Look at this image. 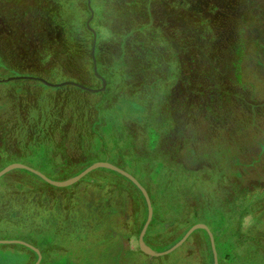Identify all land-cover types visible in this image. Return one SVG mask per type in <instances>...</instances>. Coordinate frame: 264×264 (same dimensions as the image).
I'll use <instances>...</instances> for the list:
<instances>
[{"label": "rangeland", "instance_id": "374dc122", "mask_svg": "<svg viewBox=\"0 0 264 264\" xmlns=\"http://www.w3.org/2000/svg\"><path fill=\"white\" fill-rule=\"evenodd\" d=\"M83 4V0H0V136L4 134L6 141L0 144V170L11 163L25 164L22 161L4 164L3 159L22 156L32 149L26 145L31 143L34 136L32 132L34 127L27 124L36 115V109L33 107L61 95L79 96L85 104L93 103L99 99L98 94L95 93L104 91L106 88L112 101L119 97L118 86L107 85L104 77L105 87L98 91H88L75 85L65 84L86 91L72 90V94L67 91L59 93L60 90L57 88L65 85L52 87L34 79L2 80L17 75H29L43 78L51 83L71 81L90 88H100L102 81L99 84L87 77H81L80 72L87 69L84 57L86 49L79 54V59L73 57L80 52L77 46L64 47L58 51V56H55L53 51L55 36H59L60 39L64 30L63 27L62 29L60 26H58L59 29L55 27L54 8L56 10L61 8L66 19L72 18L75 13L80 20H85L87 14L83 11ZM133 5L137 8H134L132 14L120 10L118 15L117 10H114L121 6L130 9ZM101 6H103V0H88V7L92 8V11L98 10ZM106 7L112 14L108 18L112 27H118L117 25L123 20L130 25L131 17L132 21L139 16H143V20H147L148 16L149 20L154 17L153 22H159L160 19L163 32L169 40L174 41L175 47L166 50L165 55H162L163 65L165 61L170 65L167 70L164 67L165 73L161 74L162 84L157 89L160 95L158 98L161 97L160 110L153 109L156 100L151 99L150 95L154 92L148 87L146 96L139 94L138 98H144L142 100L146 107L144 114L151 122V126L156 125L155 116L158 114L160 121L158 129L161 135L159 146L163 151H170L175 147L179 149L181 159H183V152L187 149L195 153L193 156L195 160L191 162L189 160L191 156L185 157L189 162L182 165V168L185 165L195 167L194 169L201 173L211 168L226 170L230 175L231 172L241 173L240 188L242 191L246 190L249 204L257 209L238 219L237 208L236 214L230 217L233 222L229 225L234 229L237 228L238 235L242 234L244 230L254 225L256 214L264 209V0H113V3L106 0ZM106 14L104 13L103 16ZM92 17L93 14H90L89 19L86 20L88 25ZM101 18L102 14L97 12L96 20H94L96 27ZM102 22L100 21V24ZM66 29L68 35L76 32L70 23L66 25ZM43 42H47L46 48ZM40 53L44 55L41 62H39ZM92 53L93 50H91ZM125 59L128 63L123 67L127 76L124 79L126 87L123 94L131 95L136 99L137 94L133 93L131 86L138 80L139 67L134 66L127 57ZM94 64L96 67L95 60H93V67ZM104 66H107L106 63ZM172 71L173 75L170 74ZM63 72L66 74L61 75ZM140 100L136 101L141 102ZM27 114L30 116H27L28 119L25 118ZM25 119L27 121H24ZM125 125L128 131L133 133H129V139L131 137L137 139L132 141L130 153L127 150L128 158L133 151L132 145H135L138 151H142L141 140L145 131H142L140 125L132 120L125 121ZM90 139L92 138H87L88 141ZM93 140L96 143L97 139L93 138ZM126 144L127 142L116 141L115 146L118 145L119 149H122ZM31 165L35 166L33 163ZM144 168L148 169V165ZM16 169L23 168L14 167L0 176L1 193L7 186L5 184L11 183L9 177L17 174L13 172L6 179L2 177ZM99 169L108 168L96 167L87 173L94 171L90 176L84 178L87 175L85 174L77 181L64 186L49 184L41 178L55 188L42 189L44 196L40 195L38 203L28 202V198L24 200L17 198L10 207L11 210H16L15 216L10 220L0 221V232L18 228L22 232L37 233L36 224L47 220L46 215L51 214L50 219L60 227L57 230L63 232L61 237L65 235L64 232L70 233L77 229L73 232L75 233L74 241L82 249L87 248L89 255H99L98 257L103 260L101 263L213 264L211 248H209L211 256L207 258L200 233L194 235L185 246L182 247L187 239L165 255L150 256L140 250L138 246L140 230L136 235L130 234L133 228L132 219L142 214L136 206V197L134 198L130 191L116 198L112 193L109 194L113 197L104 195L110 192L106 186L102 190H97L93 186L95 179L105 177L108 183L110 178L108 173ZM234 176L239 174L236 173ZM47 177L56 181L69 178ZM136 180L139 182L137 178ZM159 187H162L161 181L155 185L156 190ZM150 188L153 187L150 186ZM190 188L193 195L200 200L204 199L202 195H206L207 192L214 193L213 185L209 181H197ZM126 189L130 190L128 186ZM148 197L151 203L149 194ZM56 201H58L57 204ZM188 203L186 198L179 199L177 205L180 213L175 215H172L171 202L165 200L161 204L155 203L154 206L151 203L152 216L154 214L156 222L151 226L152 232L149 239L156 241L157 245L173 241L170 246L179 240L188 229L184 230V227L189 222L185 221L181 224L184 214L187 215L190 212V208L189 211L185 208V204ZM102 205H110L106 208L108 216H104ZM2 215L4 210H0V218ZM175 219L177 220L174 222H180L169 224ZM100 220L104 221L102 226L99 225ZM162 227L164 229H161ZM65 228L68 231H65ZM161 230H164L163 234H160ZM55 245L56 250L50 251L47 247L43 250L37 247L41 253L38 264H48L47 261L54 257L55 252L57 257L64 254L65 249H62L64 246L60 243ZM146 245L148 246L147 243ZM15 249V247H6L0 250L8 254L9 264L35 262L37 255L33 250L34 254L25 249ZM190 251L194 253L193 259L184 260L185 254ZM223 260V264H230L228 258ZM231 264H236L233 259Z\"/></svg>", "mask_w": 264, "mask_h": 264}, {"label": "trees", "instance_id": "16d2710c", "mask_svg": "<svg viewBox=\"0 0 264 264\" xmlns=\"http://www.w3.org/2000/svg\"><path fill=\"white\" fill-rule=\"evenodd\" d=\"M83 1V11L87 14L85 20H80L75 13L72 18L66 19V15L64 16V12L61 8H58V10L54 8L55 12H53V15L55 17V27L59 29L58 26H60V28L62 29L63 27L64 30L63 36L60 39L59 36H55L53 51H55V56H58V51H61L64 47L69 48L71 46H77L80 52L73 57L79 59V54L82 53L83 49H86L84 57L87 69L80 72L81 77H87V79L93 82L101 83V79L96 76L93 71V60H95L97 73L106 79L107 85L111 84L112 86H118L117 95L119 97H117L115 101H112L108 93V88H106L104 91L95 93L98 94L99 99L89 104H85L79 96L71 97L68 95L56 96L52 100L38 104L33 107L36 109V115L32 118L34 120L31 119L27 122L30 127H34L32 131L34 133L33 139L31 143L26 145L32 147V149L22 154V156L10 159L4 158V164L22 161L51 178L65 179L78 173L96 160H107L135 176L146 188L153 206L155 203L161 204V202H165V200L171 202L172 205L170 206L173 209L172 215H175L180 213L177 201L186 198L189 203L185 204V208L188 211L190 208V212L186 210L188 213L187 215L184 214L181 224L185 223V221L189 222L184 227V230L195 222H203L209 227L213 233L219 264L224 263V258H228V263L230 264L232 259L236 264H264V209L260 211L263 215H260V213L256 214L257 217L255 216L254 225L244 230L240 235L237 233V228L234 229L233 226L229 225V223L233 222L230 220V217L236 214L237 208L239 214L238 219L257 210L255 207L252 208L251 204H249L246 190L242 191L240 188V183L242 181L240 180V178H242L241 173L231 172L230 175L226 170L217 167L216 170H214V168L209 170L205 169V173L198 172L194 169L195 167L186 165L182 168V165L187 161L189 162L190 160L191 162L195 160L193 157L195 155L193 150L187 149V151H184L183 159H181L179 149L175 147L174 149H170V151H163L161 146H159L161 135L158 129V122H160L158 114L155 116V126H151V122L148 121V117L144 114L146 111L145 104L142 101L144 98H138V95L143 94L146 96V90L148 91V88L151 89L154 94H151L152 96L150 95V97L156 100L155 108L153 109L160 110L161 103L159 99H161V97L158 98L160 95H158L157 89H159L162 84L163 78H161V74L165 73L164 67H166L167 70L168 65H170L169 62L167 63L166 61L163 65L162 55H165L166 50H171V48L175 47L174 41L169 40L163 32L160 19L159 22L154 23V17H151L149 20L148 16L147 20H143V16H139V18L133 21L131 17L129 19L131 23H129L131 26H134L133 28H131L125 20H123V22L119 20L120 23L117 25L118 27L114 28L109 24L110 20H108V18L111 17L112 14L109 13L110 11L106 7V0H103V6L98 8V10L94 9V11H92V8L88 7V0ZM108 2L113 3V0H108ZM134 8L137 7L133 5V7L128 9L125 6H121L120 8L116 7L114 10H117L118 15H120V10L132 14L134 13ZM97 12L102 14V18L98 21V27L94 25ZM104 13H107L106 16H103ZM90 14H93V17L91 23L88 25L86 20L89 19ZM100 21H103L102 24H100ZM68 23H70L76 31L71 35H68L69 33L66 29ZM117 29H120V31H117ZM133 34L136 35L133 36ZM45 44H47V42H43V45ZM47 45H45L44 48H46ZM91 50H93L92 54ZM43 57L44 55L40 53L39 62L42 61ZM126 57L128 61L131 60V62H133L134 66L139 67L138 80L131 86L133 93L137 94L136 99L131 95L128 96L125 93L123 94L124 88L126 87L124 79L127 77L126 73L123 71L124 65L128 63L125 59ZM104 63H106L107 66H104ZM173 73V71L170 72L172 75ZM65 74L66 73L63 72L61 75ZM99 84L98 86H100ZM57 89L60 90L59 93L67 91L72 94V90L86 92L71 85H65ZM137 99H141V102L136 101ZM28 115L29 114L25 115V118H27ZM130 120L138 123L140 129L145 131V134L141 140L143 144L142 151H138L135 145H132L133 151L130 157L127 158V150H129L130 153L132 141H137L134 137L129 139V133H133L128 131L125 121ZM24 121L27 120L25 119ZM4 136V134H1L0 144L6 142ZM87 138L92 139L88 141ZM93 138L97 139L96 143ZM92 140L93 143H91ZM116 141L127 142V144L124 145L122 149H119L118 145H116L118 148L115 146ZM184 154L186 156H184ZM189 156H191V159L188 160L185 158ZM32 163L35 166H32ZM145 165H148V169L144 168ZM99 170L108 173L110 178L108 183L106 182L108 179L105 177L95 179L93 181V186L97 190H102L104 186H106L110 189V192L104 195L109 196V193H112L115 194L116 198L120 197L126 191H130L132 195H134V198L136 197V206L142 212L141 216L132 219L133 228L130 234L136 235L142 226L146 214V206L141 192L125 176L113 170ZM13 172L17 175L13 177L10 176L9 180H11V183L5 184V186H7L4 192H0V210H4V215L0 218L2 222L10 220L15 216L16 210H11L10 207L13 202L15 203L17 198L21 200L28 198V202L32 203V201H35L38 203L39 198L44 196V194H42V189L50 187L55 188L43 181L36 174L25 169L12 170L5 174L2 179H6L7 176ZM93 172H90L84 176V178L90 176ZM236 173L239 174V176H234ZM160 181L162 187L156 190L155 185H158ZM197 181H209L213 185L214 193L207 192L206 195H202L204 196V199H201L202 202L200 198L193 195L190 188L191 185H195ZM127 186L130 190L126 189ZM150 186L153 188L151 189ZM57 203L58 201H56V204ZM108 207H110V205L102 207L104 216H108L109 214L106 210ZM50 217L51 214H47V220H43L36 224V229H38L37 233L22 232L18 228L13 230L6 229L4 232H0V238L25 240L38 247L40 250H43L45 247L48 249L50 248L49 251L52 249L56 250L57 246L55 244L60 243L64 246V248H62L65 249L63 250L64 254L57 257L58 255H56L55 252L53 254L54 257L47 261L48 264H105L101 263L103 260L98 257L99 255H89L87 248L82 249L81 246L74 241L75 233L73 232H76L77 229L70 231V233L64 232L65 235L61 237V233L63 232L57 230L60 227L57 226V223L51 220ZM177 219L172 220L169 224H172V222L176 224L179 223L180 221L174 222ZM155 222L156 218L153 214L145 232L144 241L152 249L164 250L170 246L173 241L157 245L156 241H151L149 239L152 232L151 226ZM103 224L104 221L100 220L99 225L102 226ZM160 225L161 223L159 226ZM161 229L164 228L162 227ZM256 229H258V231H255ZM64 230L68 231L66 228ZM163 232L164 230H161L160 234H163ZM198 233L201 235L208 258L211 256L209 250L210 243L208 235L203 229L194 230L182 247ZM6 247H15V250L25 249L34 254L31 249L21 244H0V250ZM0 252V264H9L10 260L8 254L6 252ZM193 257L194 253L190 251L185 254L184 260L189 259L187 261H191Z\"/></svg>", "mask_w": 264, "mask_h": 264}, {"label": "water", "instance_id": "95a60500", "mask_svg": "<svg viewBox=\"0 0 264 264\" xmlns=\"http://www.w3.org/2000/svg\"><path fill=\"white\" fill-rule=\"evenodd\" d=\"M94 72L95 74L101 79L102 81V85L100 88H90V87H86L83 84L77 83V82H71V81H64L61 83H51L47 80H44L43 78L40 77H36V76H29V75H17V76H12L10 78H5L2 79L3 81H6L8 79H34V80H39L42 83H44L45 85L48 86H52V87H57L60 85H65V84H71V85H75L81 89L84 90H88V91H98V90H103L105 87V80L103 77H101L97 71H96V67L94 64ZM14 167H19V168H23L25 170H28L34 174H36L37 176H39L40 178H42L43 180H45L46 182H48L49 184L52 185H56V186H64V185H68L71 184L75 181H77L78 179H80L81 177H83L85 174H87L90 170L96 168V167H106L108 169H111L113 171H116L120 174H122L123 176L127 177L142 193L145 203H146V210H147V214H146V218L145 221L140 229V232L138 234V246L139 249L142 250L144 253L150 255V256H161V255H165L167 253H170L171 251H173L174 249H176L177 247H179L188 237L189 235L197 228H202L206 231L208 238H209V243H210V248H211V252H212V257H213V264H218V260H217V253H216V248H215V244H214V238H213V233L211 232V230L209 229V227L204 224V223H195L193 225H191L185 232L184 234L181 236V238L179 240H177L172 246H170L169 248L165 249V250H161V251H155L153 250L151 247H149V245L147 246L146 243L143 240V235L144 232L149 224V221L151 219L152 216V207H151V203L148 197V193L145 190V188L136 180V178L134 176H132L130 173H128L127 171L119 168L118 166L107 162V161H96L92 164H90L89 166H87L86 168H84L82 171H80L78 174L69 177L66 180L63 181H56L53 179L48 178L47 176H45L43 173H41L39 170L27 165V164H23V163H11L7 166H5L4 168H2L0 170V176L2 174H4L5 172H7L9 169H12ZM0 243H18V244H22L28 248H30L31 250H33L36 255L37 258L35 260V262L33 264H38L40 259H41V253L39 251V249L24 241L21 239H0Z\"/></svg>", "mask_w": 264, "mask_h": 264}]
</instances>
